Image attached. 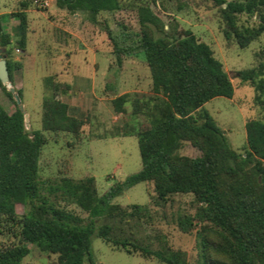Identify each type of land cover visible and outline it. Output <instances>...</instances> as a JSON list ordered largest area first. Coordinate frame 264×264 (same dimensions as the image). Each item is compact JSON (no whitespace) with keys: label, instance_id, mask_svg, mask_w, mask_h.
<instances>
[{"label":"trees","instance_id":"obj_1","mask_svg":"<svg viewBox=\"0 0 264 264\" xmlns=\"http://www.w3.org/2000/svg\"><path fill=\"white\" fill-rule=\"evenodd\" d=\"M56 5L71 13L85 12L90 20L106 11L122 7L120 0H56ZM219 6L225 23L224 34L234 35L245 47L264 32V0H213ZM258 15L253 26H239L238 14ZM20 49L26 44L27 17L17 11ZM139 32L115 34L108 25L104 30L110 39L118 63L121 55L143 52L151 78V94L131 99L134 112L145 117V123L128 128L124 122L119 135L137 137L141 167L123 180L97 194L93 176L78 179L65 176L48 184L50 194H61L73 200L88 213V220L57 207L44 194L45 181L39 177V156L47 142L44 131H65L78 135L84 121L67 111L62 95L69 85L56 75L44 77L49 95L41 104V128H25L23 111L15 107L8 112L0 104V216L15 224V235L43 246L57 254L60 264L94 263L91 237L96 235L116 248L144 257L154 256L166 264H186L185 253L167 245L150 248L127 236H115L110 222L96 224L95 218H122L135 215L144 206L132 204L127 211L111 199L140 181H150L157 199L165 201L173 193L195 196V214L178 216L177 225L188 232L194 225L199 245L197 264H264V119L245 123L246 145L237 152L226 140L223 130L204 107L215 96L232 97L233 83L214 55L211 46L190 29L174 35L148 3L137 6ZM10 35L4 31L0 15V47L10 52ZM9 79L20 62L6 58ZM264 66L239 70V78L255 89ZM9 97L12 93L0 81ZM17 91L20 97L19 90ZM127 93L114 99L116 112H125ZM115 134V133H114ZM183 141L197 147L200 154L178 153ZM25 206L21 215L16 204ZM145 208V207H144ZM29 248L21 241L0 248V264H21Z\"/></svg>","mask_w":264,"mask_h":264},{"label":"rangeland","instance_id":"obj_2","mask_svg":"<svg viewBox=\"0 0 264 264\" xmlns=\"http://www.w3.org/2000/svg\"><path fill=\"white\" fill-rule=\"evenodd\" d=\"M55 1L0 0V15L3 29L11 38L6 58L11 63H22L15 81L18 86L10 81L15 93L16 90L20 93L19 104L26 130L41 128V103L43 97L49 95L44 77L58 73L70 85L68 97L78 98L72 112L84 121L80 133L44 131L47 142L39 156V177L45 181L44 194L57 207L86 221L89 218L86 211L59 193L50 194L47 185L65 176L75 179L93 176L97 194L101 195L111 184L141 167L137 137L119 135L116 131L124 122L128 128L146 122L141 113L133 111L131 99L151 94L149 69L143 52L121 55L118 63L104 30L108 25L115 34L139 32L137 6L140 2L151 6L169 32L178 35L184 29H190L211 46L233 83L234 93L232 97L215 96L205 102L204 107L223 130L229 145L237 152L244 151L245 123L250 119H264V86L255 89L250 82L239 78L238 71L260 64L264 66V32L245 47H240L233 34L229 37L224 34L225 23L213 0H120V9L112 13L102 11L96 21L90 20L85 12L71 13L60 8ZM40 2L44 5L40 6ZM20 10L25 11L27 17L24 52L17 44L19 19L16 12ZM257 22V13L238 14L239 26H253ZM16 69L14 66L13 71ZM259 81L264 84V69ZM124 93H127L128 101L124 103L125 112L119 113L115 111L113 101ZM14 99L0 87V104L8 112L15 107ZM178 153L197 156L200 151L183 141ZM111 203L127 211L132 210V204L145 208L120 219L95 218L97 225L110 222L115 236H127L150 248L167 245L183 251L186 264L198 263L197 231L200 226L194 225L184 232L177 225L178 216L195 214L197 202L193 194L173 193L161 201L153 191L152 182L140 181L113 197ZM15 208L21 215L26 207L17 203ZM15 231V224L0 216V248L21 241L29 248L21 264H60L57 254L37 243L22 240ZM91 248L93 264H166L154 256L128 253L96 235L91 237ZM83 264L90 263L85 261Z\"/></svg>","mask_w":264,"mask_h":264},{"label":"water","instance_id":"obj_3","mask_svg":"<svg viewBox=\"0 0 264 264\" xmlns=\"http://www.w3.org/2000/svg\"><path fill=\"white\" fill-rule=\"evenodd\" d=\"M0 81L13 94L16 102L18 103L19 108H21V105L19 104V97L15 93V89L9 79L8 68L6 64V53L4 47H0Z\"/></svg>","mask_w":264,"mask_h":264},{"label":"crops","instance_id":"obj_4","mask_svg":"<svg viewBox=\"0 0 264 264\" xmlns=\"http://www.w3.org/2000/svg\"><path fill=\"white\" fill-rule=\"evenodd\" d=\"M73 15H77V14H73ZM71 32H73V31H71ZM27 34V33H26ZM27 36V35H26ZM75 40H76V38H75ZM21 52H24V49H21ZM21 65H22V63L20 62V67H21ZM20 67L19 68H17L15 71H13L12 72V77H13V81H14V84H15V81H16V77H17V70L18 69H20ZM50 75H56V77L59 79V80H61V81H65L64 79H61L60 78V76H59V74L58 73H53V74H50ZM68 85H69V83L67 82V81H65ZM15 86H18V84H15ZM69 90H70V85H69V88H68V90L66 91V93H64L63 95H62V99H63V101L64 102H66L67 103V105H68V108H67V111H68V113L70 114V115H74V116H77L76 114H74L72 111V107H73V103H76L77 102V96H72V95H70V97H68V95H69ZM42 104V103H41ZM78 117V116H77Z\"/></svg>","mask_w":264,"mask_h":264},{"label":"built area","instance_id":"obj_5","mask_svg":"<svg viewBox=\"0 0 264 264\" xmlns=\"http://www.w3.org/2000/svg\"><path fill=\"white\" fill-rule=\"evenodd\" d=\"M44 5V3L43 2H40V6H43Z\"/></svg>","mask_w":264,"mask_h":264}]
</instances>
